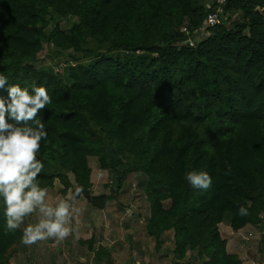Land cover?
Wrapping results in <instances>:
<instances>
[{"label":"trees","instance_id":"trees-1","mask_svg":"<svg viewBox=\"0 0 264 264\" xmlns=\"http://www.w3.org/2000/svg\"><path fill=\"white\" fill-rule=\"evenodd\" d=\"M213 8L211 0H0L8 78L0 97L36 84L52 98L38 116L48 133L37 153L40 187L57 182L63 197L70 190V200L103 210L126 174L142 176L144 233L155 252L170 234L175 264L188 250L202 264H242L218 226L264 232V0H226L207 29ZM44 48L49 64L37 67ZM89 158L110 173L108 193L92 194ZM190 171L208 172L211 187L194 189ZM24 227L5 233L0 198V264L26 248ZM109 260L98 248L91 263Z\"/></svg>","mask_w":264,"mask_h":264},{"label":"rangeland","instance_id":"rangeland-1","mask_svg":"<svg viewBox=\"0 0 264 264\" xmlns=\"http://www.w3.org/2000/svg\"><path fill=\"white\" fill-rule=\"evenodd\" d=\"M184 43L187 44L186 41ZM61 57L66 59V55ZM46 58L49 57L44 48L35 65L47 66L49 60ZM61 63L55 68H59ZM88 163L92 194L108 193L105 185L112 179L110 173L99 170L94 158H89ZM143 179L133 172L126 174L117 197L108 202L103 210L90 207L82 198L70 200V190L63 197L59 194L61 186L55 182V187L48 190L47 202L51 206L62 200L75 204L69 225L71 234L61 242L50 238L26 249L18 248L19 253L16 252L10 261L12 264H86L98 248H106L112 264H175L170 234H167L169 240L156 252L153 240L144 234L148 202L140 187ZM218 232L220 238L226 241V252L236 254L242 264H264V232L259 226H247L233 232L225 224H220ZM91 238L90 246L84 243ZM205 261V258L195 257L193 251L186 252L185 264H202Z\"/></svg>","mask_w":264,"mask_h":264},{"label":"clouds","instance_id":"clouds-1","mask_svg":"<svg viewBox=\"0 0 264 264\" xmlns=\"http://www.w3.org/2000/svg\"><path fill=\"white\" fill-rule=\"evenodd\" d=\"M7 83L8 78L0 73V89ZM7 91V102L0 97V198L6 217L5 233L14 232L27 217L36 213L38 221L23 228L22 243L31 246L50 238L61 242L71 234L72 205L62 200L51 206L47 202L48 189L37 182L44 168L37 153L41 141L48 135L38 116L52 103V98L45 86L36 84L31 85V90L17 84L9 86ZM186 179L194 189L201 191L212 185L206 171H190ZM81 191L76 190L77 194ZM247 214L248 209L241 206L239 215Z\"/></svg>","mask_w":264,"mask_h":264},{"label":"built area","instance_id":"built-area-1","mask_svg":"<svg viewBox=\"0 0 264 264\" xmlns=\"http://www.w3.org/2000/svg\"><path fill=\"white\" fill-rule=\"evenodd\" d=\"M225 1L226 0H211L214 8H213V11L209 12L206 17H205V21H204V24H205V27L207 29L209 28H213V26H215L218 21H219V16H220V13H221V8L223 7V5L225 4ZM185 35H188L189 33L186 31L185 28H183L181 30ZM187 42V45L189 46H192V42L191 40L188 38L186 40ZM86 264H91V262H88Z\"/></svg>","mask_w":264,"mask_h":264},{"label":"crops","instance_id":"crops-1","mask_svg":"<svg viewBox=\"0 0 264 264\" xmlns=\"http://www.w3.org/2000/svg\"><path fill=\"white\" fill-rule=\"evenodd\" d=\"M72 205V208H73V210L75 209L74 208V203L73 204H71ZM38 221V216H37V214L36 213H33L30 217H28L27 218V220H26V222H25V224H26V226H28L29 224H35L36 222ZM145 234V233H144ZM147 238V237H146ZM29 246H26V248H28ZM25 248V249H26ZM22 249H24V248H22ZM20 250V249H19ZM19 253V251L17 250V253L16 254H18ZM109 253V252H108ZM15 254V255H16ZM9 264H12V261H10L9 262ZM112 264V263H111Z\"/></svg>","mask_w":264,"mask_h":264},{"label":"water","instance_id":"water-1","mask_svg":"<svg viewBox=\"0 0 264 264\" xmlns=\"http://www.w3.org/2000/svg\"><path fill=\"white\" fill-rule=\"evenodd\" d=\"M186 44V43H185Z\"/></svg>","mask_w":264,"mask_h":264}]
</instances>
